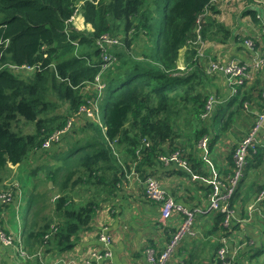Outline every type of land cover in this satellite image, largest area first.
Instances as JSON below:
<instances>
[{"label": "trees", "instance_id": "obj_1", "mask_svg": "<svg viewBox=\"0 0 264 264\" xmlns=\"http://www.w3.org/2000/svg\"><path fill=\"white\" fill-rule=\"evenodd\" d=\"M242 2L244 15L250 7L252 19L262 26L257 10L249 6L253 1ZM218 12L214 0H0V184L12 182L13 166H21L33 154L44 152L58 159L32 171L41 183L33 180L24 212L22 236L28 256L17 254L14 264H44L43 253L51 261L71 251L81 234L92 228L103 204L115 203L127 172L134 168L144 180L161 163V154L179 151L190 164L187 171L209 177L198 150L205 135L213 148L235 138L232 147L227 146L231 149L225 148V170L219 169L228 183L236 147L264 110V79L256 76L232 98L221 99V94L210 122L204 120L209 95L218 94L212 89L214 74L208 72V58L200 54L199 42L232 38L245 48V38L220 21ZM15 65L35 68L15 69ZM83 108L94 110L95 116L101 111L104 128ZM82 117L87 122L79 130L70 131L71 125L59 141L44 146L54 132L67 127L70 118ZM182 117L185 130L179 128ZM27 124L34 131H28ZM80 132H84L81 140L75 138ZM73 133L74 139L68 141ZM64 144L66 149L58 150ZM55 145L58 148L53 149ZM263 164L264 146L250 148L243 178L260 173ZM44 168L54 188L48 184L40 188L45 180L38 171ZM241 180L230 199L231 209L246 198ZM196 181L197 191L208 202L212 185ZM11 186L6 184L0 192ZM263 188L264 183L257 184L258 191ZM16 189L13 185L14 196ZM144 196L152 201L145 192ZM12 202L0 201V227L6 231L4 210ZM203 216L204 237L199 241L205 240L203 250L209 253L212 240L216 248L222 245L212 237L227 232L226 213Z\"/></svg>", "mask_w": 264, "mask_h": 264}, {"label": "crops", "instance_id": "obj_2", "mask_svg": "<svg viewBox=\"0 0 264 264\" xmlns=\"http://www.w3.org/2000/svg\"><path fill=\"white\" fill-rule=\"evenodd\" d=\"M222 1L223 0H220L219 3ZM233 1L234 0L231 2ZM238 1L242 2L244 0ZM252 1L254 5H259V8L252 9L260 10L264 4V0ZM253 4H249V6H254ZM242 8L246 10L244 4ZM249 8L250 7H247L248 15H244L245 11H243L239 16L241 19L246 20V23L238 24L237 29L238 31L244 29L243 31L245 33L249 30L256 40L257 46L263 44L262 52H264L263 32L260 24L252 19ZM216 15H221L227 25L231 27L234 32L236 25L233 24L234 20L230 18L229 13L220 10ZM234 33L237 34V32ZM231 46H233V44H231ZM244 51L248 60L251 54L245 49ZM262 78L264 79V76ZM218 80L219 91L216 92L219 95V92L221 91L223 96L221 99H226L229 95L228 85L225 79L221 76ZM233 137L237 136L234 135ZM227 154L228 152L226 151H220L218 155H214V158L216 157L214 161L216 162L218 169L225 170L224 165L227 162ZM38 156L39 154L37 157ZM217 156L220 157L219 161ZM205 157L207 156H203V159L210 173L213 161L210 155H208L207 158ZM15 166H13L14 170H16ZM151 172H153V176L160 181L161 185L165 187L169 195L174 196L177 201L182 202L189 207H196L195 205L198 206L199 204L203 205L204 202L206 203V200L203 199L204 194L201 193V191H197L199 184L196 180H191L192 172L187 171L185 167L174 163L171 165H163L159 162L151 168ZM131 173L132 172H127L126 180L121 184V189L115 197V203H110V206L107 205V207L99 209L97 216L91 225L92 228L87 229L81 234L79 243L71 251L58 255L55 259H50L51 263L54 261L55 264H65L66 262L67 264H76L70 261H80L88 256L94 248H98L100 244V242H98L99 229L102 226H108L113 234L111 238V260L114 264H149L147 249L157 248L158 250H161L170 239L169 235L172 236V233L177 228L178 221H176L177 217L175 216L170 221H167L166 223L163 222L159 205L145 199L142 182ZM253 175L255 177L254 180L247 184L246 188L242 187V193L246 195V198L240 201L234 208L235 218L227 227L226 233H228L227 235L230 239V241H228L229 252L227 259L234 264H264V201H257L258 193L260 191L257 190V184L264 183V164L263 170L260 173L257 172ZM202 176L204 178L199 180L208 185L209 182L207 179L209 177ZM21 184L18 185L15 191V198L10 204L9 209L4 210V213L6 212L4 214V224L6 225V229L15 233H19L23 228L26 201L30 194V190L32 189V185L31 187L24 188ZM200 200L203 203H199ZM124 201H126V203H124ZM127 204L128 206L130 205L132 209L126 207ZM107 208H110V210H106ZM213 211L217 210H212L211 212ZM199 216L194 224L196 234L185 236L178 248V253L171 257L168 264H185L186 259L193 261L190 264H219L220 259L218 257V251L221 247L218 246L216 248V245L212 240L208 245L210 249L208 253L203 250L205 240L199 241V239L204 237V222L201 220L204 216ZM168 231H170V234ZM223 233L220 235L221 237L223 236ZM221 237L219 238L218 236L212 238L221 243ZM191 254L196 255L194 259H192ZM47 255L48 254L44 255V253L40 255L43 263L49 256ZM16 256L17 252L13 247L4 246L0 243V262L2 264H14ZM104 261L105 259H101L100 263H103Z\"/></svg>", "mask_w": 264, "mask_h": 264}, {"label": "built area", "instance_id": "obj_3", "mask_svg": "<svg viewBox=\"0 0 264 264\" xmlns=\"http://www.w3.org/2000/svg\"><path fill=\"white\" fill-rule=\"evenodd\" d=\"M220 1V0H214ZM253 8H259V5H254ZM263 9V10H262ZM257 18L264 21V4L257 10ZM261 27L262 36L264 37V23ZM199 30V28H198ZM249 39V38H248ZM246 39L248 47L250 50H253L252 61L246 63L245 65H240L238 61L234 59H229L228 63H222L221 61H211L208 71L218 73L222 78L225 79L229 95L227 98H232L238 93L240 86L244 85L246 82H251L256 78L255 72L264 69V54L262 52V47L260 48L256 44V40L250 38L252 43H249V40ZM15 69H27L32 70L35 67L30 65H15ZM102 85V87H100ZM105 84H100L99 88H103ZM262 98L264 100V86L261 91ZM222 100L212 93L209 95L206 104V111L202 114L204 118H209L212 116L213 110L216 105ZM90 116H94V110L90 108H83ZM67 130L62 129L54 132L45 142V147H50L52 143L57 142L61 137L66 133ZM264 146V110L258 114L256 123L251 129L250 133L244 137L240 142L238 147H236L234 153L235 168L234 173L229 175L228 183L225 182L223 177H220V170L212 166L210 171V176L207 179L210 185H212L213 190L208 202L205 205L189 207L182 202L177 201L173 196L169 195L165 187H163L160 181L153 175L148 176L144 180L140 178V175L131 170V174L138 178L143 186L146 196L152 201L159 204V209L161 213V219L163 222L170 221L175 216L177 217L178 226L175 231L172 233L171 238L165 244V247L156 251L155 249H147L148 263L149 264H168L171 257L176 253L178 246L181 244V241L185 236L195 235L196 230L194 228L195 220L199 215H206L212 210L222 211L226 213V219L224 225L228 227L231 221L235 218V210L229 207L230 199L235 192L239 181L243 178V167L247 160V155L249 149H256L257 146ZM210 146L209 137L205 135L198 143L199 153H202L203 156L208 155L205 152H209L207 149ZM140 152V149L138 150ZM205 157V158H207ZM159 160L163 165L177 164L179 166L185 167L187 170H190V164L186 160L182 153L179 151H174L172 153H165L159 156ZM191 171V170H190ZM223 176V175H222ZM204 178L199 173H193L191 180H199ZM18 187V185H16ZM15 198L12 191V187L7 191L0 192V201L2 203H9ZM257 201H264V188L259 191ZM112 232L108 226H102L99 229L98 242H100L98 248H94L90 254L80 261H70L76 264H114L111 260V238ZM222 246L218 251V257L223 264H234L232 261L227 259L228 257V241H230L226 232L223 233L221 237ZM0 243L4 246L13 247L17 254L20 256H28L26 250L23 246V236L22 229L19 233H15L11 230L6 231L0 227ZM101 259H105L103 263H100Z\"/></svg>", "mask_w": 264, "mask_h": 264}, {"label": "rangeland", "instance_id": "obj_4", "mask_svg": "<svg viewBox=\"0 0 264 264\" xmlns=\"http://www.w3.org/2000/svg\"><path fill=\"white\" fill-rule=\"evenodd\" d=\"M231 1L232 0H223L220 3H219V1H214V4L217 5V7L219 6L218 7L219 12L221 10L223 12H227V13L230 14V18L234 20L233 24L236 25V29L234 30V32H237V35L239 37L245 38V40L249 38L248 39L249 43H252L253 40L250 39L251 38L250 36H252V33L249 32V30H248L247 33H245L243 31L244 29H241L239 31L237 29L238 24H245L246 23V20H243V19H241V17H239L243 13V11H245V9L242 8L244 3L241 2V1H238V0H234L233 2H231ZM216 17L220 21H223L225 24H227L226 21H224V18L221 15H216ZM77 19H78V16H76V21L78 22ZM237 21H239V22H237ZM199 38H200V35H199ZM230 39H231V42L213 41L211 43H208V42L205 43V42H203L201 40L200 41L201 43H200L198 41L199 44H200V49H199L200 50V54L203 57H207L208 58V62H209L208 66H210V62L211 61L219 60L222 63H228L230 61L229 59H231V58L236 60V61H238L240 65H245L246 63H249V62L252 61V56H253L254 51L249 49L247 41L244 42L245 48H243V46H240L241 44L236 43L234 39H232V38H230ZM194 44H197V42H195ZM231 44H233V46H231ZM235 44H237V45H235ZM262 46H263V44L259 45L260 48ZM244 49L246 51H248L249 54H251V56L249 57L248 60H247V56H246V53H245ZM261 53L264 54V52H261ZM184 54H185V49H182L181 50L180 66L183 69L186 68ZM203 64L204 65L206 64L205 59H204ZM211 74H214V82H213V88L212 89L215 90V91H219V88H218L219 80L218 79H220V77H219L220 75L218 73H214V72H211ZM255 75L263 77L264 76V69H261L260 71L255 72ZM100 87H102V85ZM212 93H214V92H212ZM99 94L101 96L102 92H100ZM220 96H221V93L218 95V99L220 98ZM98 103H99V100H98ZM97 106L100 107L99 104H97ZM62 108H64V107H62ZM62 108H60V109H62ZM83 113H84V111H83ZM87 115H89V114L87 113ZM220 116H221V113L219 114V117H217L216 122H219ZM90 117H94L92 119L96 120L95 122L98 123L99 125L103 126V128H104L101 111H99L96 116L94 115V116H90ZM211 118L212 117H209V118H206L204 120L210 122ZM86 122H87L86 117H82V118H79V119L77 118L76 121H75L74 118H70L69 123H68L67 127L65 128V130H67L71 125H72V127H71L70 131H72L75 127L78 128V130H79L82 126L85 125ZM191 125L194 126V127L197 126V124H196V122L194 120L192 121ZM179 128L182 129V130H185L187 128V123H186V120H185L184 117H182L179 120ZM27 130L28 131H34V126L31 125V124H27ZM23 132H25V131H23ZM241 135L242 134H240V136ZM83 136H84V132H80L78 134L76 133L75 138L77 137L78 139L81 140V139H83ZM73 137H74V133H73V136H69V138L67 140L68 141H72L74 139ZM230 140L226 144H224L223 142H218L217 145L214 148L210 144L209 148L207 149L209 152L208 153L205 152L207 155H210V157H211V159L213 161V166H214L215 169L217 168V164L214 161V159H215L214 158V155H215L214 153H219L220 151H225V148H226V150H230L232 145H233L232 142H234L232 140H235V138L234 139L232 138ZM220 144L221 145L223 144V145L221 146ZM66 145L68 146V142H66ZM66 145L65 146H61L59 148L57 147V145H55L52 148L55 149L57 147L58 150H62V147H63V149H66V147H67ZM228 145H231V147H227ZM69 146H70V143H69ZM213 149H214V152H211V150H213ZM66 152H68V151H66ZM38 154H39V156L37 157ZM38 154L31 155V158L29 160H27L26 162H24L21 166L20 165L19 166H15L16 170H14V172H12V175H11L12 182L10 180V181H7L5 183L8 184L9 186H11V185L12 186L13 185H19V184L22 183L21 185L24 188L31 187L33 180L34 181H38L39 180V184H40L41 182H40L39 177H37V176L34 177V174H33L32 171L35 170L38 165H48V164H51V163L55 164V163L58 162V159H57V156H53V154L50 155L49 153H43V152H40ZM217 158H218V161H219L220 157L217 156ZM47 172H48V169H45V168H44V170H39L38 171L39 175H41L43 177V179L45 180L44 184H41L40 188L43 187V189H46L47 184L51 188L55 187L54 183H53L52 186L50 185L51 181H49L47 179ZM244 177H246V176H244ZM254 178L255 177H254L253 173L250 174L249 176H247V178H243L241 180V182L244 183L242 185V187L246 188V185L251 183V181H253ZM6 184L5 185L4 184H0V188H3V186H6ZM24 191H25V189H24ZM51 193H53V190H52ZM124 203H126V201H124ZM109 204L110 203H105V204H103L102 207L105 208ZM126 207H129L130 209H132L130 205L128 206V204L126 205ZM111 209H112V207H111ZM106 210H110V208L109 209L107 208ZM115 210H116V204H115ZM127 211H129V210H127ZM21 215H22V212H21ZM180 245L178 246V248L180 247ZM178 248H177V252L175 254L178 253ZM16 257L19 258V256H16ZM47 258L44 260V263L45 264H50L51 261H47ZM67 261H69V260H67ZM51 264H55V262L53 261ZM65 264H67V262Z\"/></svg>", "mask_w": 264, "mask_h": 264}, {"label": "water", "instance_id": "obj_5", "mask_svg": "<svg viewBox=\"0 0 264 264\" xmlns=\"http://www.w3.org/2000/svg\"><path fill=\"white\" fill-rule=\"evenodd\" d=\"M50 185L52 186L53 185V182H50Z\"/></svg>", "mask_w": 264, "mask_h": 264}]
</instances>
